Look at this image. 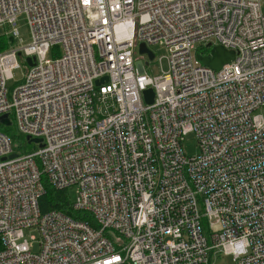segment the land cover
I'll list each match as a JSON object with an SVG mask.
<instances>
[{
    "label": "built area",
    "instance_id": "2783aa9c",
    "mask_svg": "<svg viewBox=\"0 0 264 264\" xmlns=\"http://www.w3.org/2000/svg\"><path fill=\"white\" fill-rule=\"evenodd\" d=\"M263 7L0 0V27H13L16 40L0 54V117L43 140L20 154L0 130V264H210L217 252L264 264ZM21 15L32 37L24 47ZM142 44L160 65L152 48L167 51V72H147ZM216 46L236 55L220 71L197 59ZM20 58L34 66L10 94ZM191 134L192 157L183 149ZM46 184L74 189L73 210L95 226L42 214ZM29 229L39 233L37 252Z\"/></svg>",
    "mask_w": 264,
    "mask_h": 264
},
{
    "label": "rangeland",
    "instance_id": "374dc122",
    "mask_svg": "<svg viewBox=\"0 0 264 264\" xmlns=\"http://www.w3.org/2000/svg\"><path fill=\"white\" fill-rule=\"evenodd\" d=\"M263 12H264V7H263ZM13 29H14L13 27H9V26L0 27V38L10 37L11 36L10 34ZM15 29L18 32V39H19L18 43L20 44L22 40V43H21L22 47L30 45L32 42V37H31L30 29L27 24L26 17L24 15H21L18 17ZM14 46H16V43L12 44L9 47V49L13 48ZM152 50L156 54L157 59L159 58L162 59L161 65L158 62H154V61L149 66H147L146 61H144V65L146 66L147 72L150 75H152L153 77H158L162 74L161 70H163L164 72L168 71V60H167L168 54L165 49L158 47V46L153 47ZM4 52L5 51L0 52V54ZM138 56L139 55H136V57ZM49 58H51V55L49 56ZM19 62H20L21 68L13 72V79L7 83V89L10 91V94L13 92L15 87L21 84L26 74V71H27L26 63L24 62V60L20 58ZM257 114L261 115L264 118V107L261 108L257 112ZM10 119H11V125L8 126L9 128L7 129H9V132H10L9 134L12 137H14V141H16L15 142L17 146L16 151L19 152L20 154H24V153H29V152L38 150L39 146L35 144H28L27 142H25L24 140H26V137H24V139L23 137L21 138V133L19 132L16 119L14 117H10ZM4 127L5 126L0 124L1 131H4V129H6ZM183 149H184L185 154L191 157L199 154L198 141L195 135L191 134L185 138L183 142ZM70 194H71L72 200L74 201L76 198L75 190L74 189L70 190ZM24 236H25V239H27L28 241H30L31 238H34L33 252H37L39 250L38 231L35 229L25 230ZM216 255L217 256L212 257L210 264H235L233 256L221 254L220 252H217Z\"/></svg>",
    "mask_w": 264,
    "mask_h": 264
},
{
    "label": "trees",
    "instance_id": "16d2710c",
    "mask_svg": "<svg viewBox=\"0 0 264 264\" xmlns=\"http://www.w3.org/2000/svg\"><path fill=\"white\" fill-rule=\"evenodd\" d=\"M14 43H16V40L11 36L6 37V38H0V52L6 51ZM4 128L6 129H4V131L2 132L10 136L14 140V137H12L9 134L10 133L9 129H7L9 127H4ZM22 137L23 136L21 135V138ZM24 141L27 142V140H24ZM15 142L16 141H14V144ZM15 148L17 149L16 144H15ZM40 210L42 214H47L52 211H57L66 216L71 217L74 220L87 221L91 223L93 226H95L92 218L88 214L75 212L73 210V200L71 198L70 190L56 191L46 184L45 185V195L40 200ZM2 249H3V245H2L1 238H0V251Z\"/></svg>",
    "mask_w": 264,
    "mask_h": 264
},
{
    "label": "water",
    "instance_id": "95a60500",
    "mask_svg": "<svg viewBox=\"0 0 264 264\" xmlns=\"http://www.w3.org/2000/svg\"><path fill=\"white\" fill-rule=\"evenodd\" d=\"M210 57H204L201 55H197V59L206 67L211 68L214 71H220L225 65L231 64L235 60V52L233 51H228L222 46H216L214 47L211 52H210ZM139 54H146L148 56L149 61H153L154 59V54L152 53L151 50H149L145 45H140L139 46ZM34 59L28 58L26 60V64L28 67H33L34 66ZM107 78H103L96 82L97 86L102 85L104 82H107ZM144 100L146 104H152L154 101V92L149 89L144 92ZM0 124H2L5 127H8L11 125V122L9 120L8 115H4L0 117ZM29 144H36L40 148L43 147V140L41 139H30L27 138ZM17 157V154L11 155L9 159H14Z\"/></svg>",
    "mask_w": 264,
    "mask_h": 264
}]
</instances>
